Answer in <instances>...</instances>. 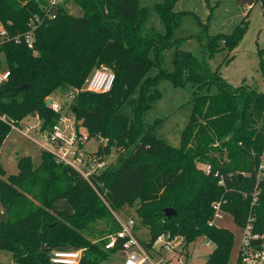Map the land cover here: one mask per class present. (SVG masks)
<instances>
[{"label":"trees","instance_id":"16d2710c","mask_svg":"<svg viewBox=\"0 0 264 264\" xmlns=\"http://www.w3.org/2000/svg\"><path fill=\"white\" fill-rule=\"evenodd\" d=\"M52 1L0 0V25L10 35L25 33L34 20L43 22L35 32L34 50L15 42L0 46L10 71L8 81L0 87V150L11 133L6 123L19 125L29 116H38L43 129H51L60 115L46 107L47 100L54 94L81 89L97 68L109 66L116 73L112 91L81 92L69 106L90 139L99 143L98 153L108 154L112 147H125L123 153L130 151L120 167L112 170L110 166L97 179L108 191V206L114 211L136 206L152 237V243L146 245L149 250L166 235L182 237L187 245L207 237L216 249L205 264H229L233 233L208 225L213 216L211 205L224 190L213 174L206 175L199 166L210 165L224 175H250L227 181L233 191L227 194L230 204L226 210L238 226H243L250 201L237 190L250 191L254 185L264 146V92L235 88L220 71L203 68L192 54L180 49L182 41L174 38V30L186 17L177 18L178 0L155 5L153 11L165 30L149 35H143V26L151 10L141 7V0H64L54 7ZM69 1L82 10L81 17L69 13ZM236 3L252 8L259 4L264 14V0ZM52 13L55 19H50ZM188 17L199 26L198 39H206L204 45L211 58L225 49L234 51L249 25L248 18L228 34L213 35L209 32L211 16L207 22L195 14ZM173 48L176 62L170 72L164 68V56ZM260 64L264 78L263 57ZM152 70L158 74L155 83ZM166 77L174 83L187 80L196 86L188 104L192 114L179 149L157 137L155 127H146L141 120L150 106L145 101L151 84ZM139 88L141 105L134 116H127V104ZM157 96L150 95V102ZM102 139H107L108 145H103ZM18 166V175L5 179L0 165V202L8 210L7 220L0 222V251L12 255L10 264H54V252L79 250L84 251L79 264H104L119 251L121 242L107 250V239L99 243L90 239L92 222L109 218V227L113 218L112 234L120 225L79 174L46 152H42L39 166L35 167L30 157L22 158ZM165 209H173L176 216L168 218ZM256 213L264 221V193Z\"/></svg>","mask_w":264,"mask_h":264},{"label":"rangeland","instance_id":"374dc122","mask_svg":"<svg viewBox=\"0 0 264 264\" xmlns=\"http://www.w3.org/2000/svg\"><path fill=\"white\" fill-rule=\"evenodd\" d=\"M166 0H152L148 7H155V4L162 3ZM180 1V2H179ZM154 2V4H153ZM64 3V0L62 1ZM144 5V4H143ZM145 6V5H144ZM66 8L74 17H81L82 10L76 7L74 3L67 2ZM177 18L186 17L174 30V38L182 41L180 49L193 55L197 63L212 72L220 71L222 78L235 88L244 86L246 88H256L259 92H264V78L261 71V60L264 58V14L259 4L253 8L250 6H240L236 0H178L176 5ZM195 14L197 17L207 22L208 17H212L210 23L211 34L230 33L242 21L249 18V25L245 36L234 51L225 49L219 52L215 57L211 58L209 51L204 45L206 39H198L200 28L191 16ZM165 27L159 16L150 12V19L143 26V35H149L153 32L164 33ZM201 40V41H200ZM234 56V59L229 60ZM2 70L8 69L7 60L4 54L0 55ZM176 62V48L165 52L164 68L172 72ZM151 76L154 83L157 80V71L152 70ZM151 84V92L145 101L149 104L142 113L141 120L147 126L155 127V135L165 140L172 147L179 149L181 146V136L190 121L192 108L190 101L196 91V86L191 81L185 80L184 83H174L169 77L159 79L157 84ZM157 93L158 96L154 102H150V95ZM51 98L59 100V103L69 108V103L59 94H54ZM140 88L135 91L131 100L128 102L125 113L127 116H134L135 111L140 107ZM70 113V112H69ZM70 117L73 118L72 113ZM38 122L35 116H29L24 119L18 128L25 127L27 124H35ZM6 123V122H5ZM11 133L2 144L0 150V165L5 171V179L10 176H16L19 173V161L22 158L30 157L35 167L41 164V148L29 138L22 135L19 131L13 130L10 123H6ZM86 132V129H80ZM103 145H108L107 139H102ZM99 143L95 138H91L90 142L84 147V152L93 153L98 150ZM115 146V145H113ZM125 147H112L110 153L106 154L107 161L111 164V169H117L130 156V151L124 152ZM121 153H123L121 155ZM121 155V156H120ZM202 165L199 166L201 168ZM85 188V187H84ZM88 196V189H86ZM84 192V191H83ZM107 206V205H106ZM115 218V213L123 220L128 221L134 219L136 222L135 235L142 244L149 245L152 243V237L146 226L142 224L141 219L136 213V206H124L114 211L113 208L107 206ZM6 209L0 202V212ZM103 219L89 224L90 239L99 243L105 240L109 235L111 224L110 220ZM73 222L71 221L70 224ZM221 228L229 229L234 235L233 251L229 264H238L239 247L242 236V229L238 227L230 215H226L224 219L218 223ZM108 228V230H106ZM105 233V234H102ZM178 245V243H175ZM216 245L206 246L204 238L198 239L190 247L189 259L184 263L178 261V255L170 253L167 248H161V245L153 244L150 255L154 263L164 264H205L209 256L215 251ZM12 255L5 251H0V264H10ZM104 264H126V258L121 251H116L104 262Z\"/></svg>","mask_w":264,"mask_h":264},{"label":"built area","instance_id":"2783aa9c","mask_svg":"<svg viewBox=\"0 0 264 264\" xmlns=\"http://www.w3.org/2000/svg\"><path fill=\"white\" fill-rule=\"evenodd\" d=\"M63 0H53L52 6L60 5ZM56 15L51 14L50 19H55ZM43 22L40 19L34 20L30 25V29L21 35L12 36L7 29L0 25V46L9 42L16 44H25L30 50L35 49V32L41 27ZM10 71H0V87L8 81ZM116 81V73L112 68L102 65L97 68L86 80L81 89L70 90L66 93H60V97L65 98L66 102L72 103L76 95L81 92H90L95 94L110 93ZM50 109L60 115L59 120L49 130L43 129V121L38 117L35 124H27L24 128H18L14 123L11 124L13 130L19 131L22 135L36 143L42 150L51 154L58 164L65 165L79 174L93 188L99 198L108 206L106 197L107 190L104 185L97 179L106 172L111 164L106 159V154L98 153V150L93 153L84 152V147L90 142L89 134L82 132L80 129H85L81 123L76 121V117L70 108L63 107L59 100L53 98ZM70 106V105H69ZM72 113L73 118L70 117ZM6 121L5 119H3ZM202 170L206 175H212L218 179V186L224 190L222 197L214 201L211 205L213 216L209 220L208 225L214 228L218 226L226 215L234 217L226 210L230 202L227 194L233 189H229L228 179L235 180L236 176L250 177L249 174L241 172L238 174L230 173L222 174L219 170H213L210 165H202ZM238 193L245 200L250 201L249 213L243 226H238L242 229V236L239 247L238 264H264V221L258 219L256 210L259 205L261 196L264 193V146L260 156V161L256 170V177L251 190L238 189ZM115 218L120 225V230L109 235L105 248L107 250L114 249L118 242H121L119 251L126 258V264H156L153 262L150 250L145 244L135 235L136 222L134 219L123 221L116 213ZM205 245L212 246L214 242L207 237H204ZM178 243V245H175ZM195 243V242H194ZM185 243L184 238H171L169 235L159 237L155 244L161 245V248H167L170 253L178 255V261L184 263V260L189 259V249L191 245ZM83 250L73 253H58L54 252L51 255V262L54 264H79ZM164 264V263H158Z\"/></svg>","mask_w":264,"mask_h":264},{"label":"water","instance_id":"95a60500","mask_svg":"<svg viewBox=\"0 0 264 264\" xmlns=\"http://www.w3.org/2000/svg\"><path fill=\"white\" fill-rule=\"evenodd\" d=\"M28 87L27 85L25 86ZM52 103V99H48L46 102V107L49 108ZM165 214L168 218H172L176 216V212L173 209H165ZM8 218V210H5L4 212H0V222H5Z\"/></svg>","mask_w":264,"mask_h":264},{"label":"crops","instance_id":"0c3cea01","mask_svg":"<svg viewBox=\"0 0 264 264\" xmlns=\"http://www.w3.org/2000/svg\"><path fill=\"white\" fill-rule=\"evenodd\" d=\"M152 2V0H141V3H140V5H141V7H145V8H149L150 10H151V12H154L153 11V8H154V6L153 7H148V5H150L149 3H151ZM165 2V1H164ZM180 2V1H179ZM163 3V2H162ZM145 6H144V5ZM153 4H154V2H153ZM157 4H160V3H157ZM157 4H155V5H157ZM155 13V12H154ZM36 119H37V117H36Z\"/></svg>","mask_w":264,"mask_h":264}]
</instances>
